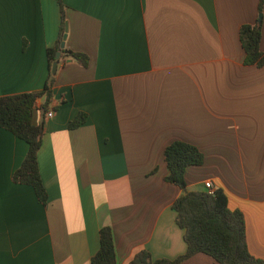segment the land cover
Returning a JSON list of instances; mask_svg holds the SVG:
<instances>
[{"label":"crops","instance_id":"crops-1","mask_svg":"<svg viewBox=\"0 0 264 264\" xmlns=\"http://www.w3.org/2000/svg\"><path fill=\"white\" fill-rule=\"evenodd\" d=\"M61 3L64 47L88 63L61 59L46 110L43 96L32 109V123H43L44 204L11 180L27 144L0 127V264H89L101 226L115 264L141 249L183 253L171 206L182 190L164 179L173 140L203 155L185 170L186 190L206 180L221 188L243 212L249 252L264 260V64L244 63L238 36L258 18V0ZM60 19L58 0H0V96L42 90ZM260 21L264 53V0ZM179 264L220 263L197 252Z\"/></svg>","mask_w":264,"mask_h":264},{"label":"trees","instance_id":"trees-1","mask_svg":"<svg viewBox=\"0 0 264 264\" xmlns=\"http://www.w3.org/2000/svg\"><path fill=\"white\" fill-rule=\"evenodd\" d=\"M263 0H258V13L261 14ZM59 33L55 43L46 48L47 78L42 90L37 92H19L0 96V127L10 131L24 140L27 149L20 165L13 171V182L32 186L37 199L46 201V191L42 184L37 163V153L41 145L43 123L33 124L31 120L35 100L43 96L42 110H46L51 97V85L54 74L50 72L51 64L59 49L63 33L64 13L61 0ZM239 41L244 51V63L261 66L264 64V53L260 50L261 21L258 18L253 24H241L238 30ZM71 57L86 66L88 56L83 52L73 51L66 47L61 49L57 62ZM84 113H78L69 121L68 127L74 128L84 121ZM168 169L164 179L176 184L182 193L175 198L172 209L175 212V223L182 229L185 250L173 258H152L146 249L137 251L128 264H179L183 259L202 252L211 256L220 264H264V260L253 256L246 244L245 220L238 208H229L225 192L215 188L209 193L186 190L185 170L190 165H199L203 155L194 145L173 140L163 150ZM98 248L90 257L89 264H115V251L112 233L109 226L98 230Z\"/></svg>","mask_w":264,"mask_h":264},{"label":"water","instance_id":"water-1","mask_svg":"<svg viewBox=\"0 0 264 264\" xmlns=\"http://www.w3.org/2000/svg\"><path fill=\"white\" fill-rule=\"evenodd\" d=\"M261 19V14L258 13V21H260ZM66 32H67V23L66 21L64 22V26H63V33H62V36H61V40L59 42V49L57 50L56 54H55V60L52 62L51 64V68H50V72L52 74L55 73L56 71V68H57V59L59 58V55L61 53V49L63 50L64 49V41H65V38H66Z\"/></svg>","mask_w":264,"mask_h":264},{"label":"built area","instance_id":"built-area-1","mask_svg":"<svg viewBox=\"0 0 264 264\" xmlns=\"http://www.w3.org/2000/svg\"><path fill=\"white\" fill-rule=\"evenodd\" d=\"M52 115V111L51 110H48L46 112V116L47 117H50ZM204 187H205V190L209 193L213 192V190L215 189L212 182L210 180H206L204 181Z\"/></svg>","mask_w":264,"mask_h":264}]
</instances>
